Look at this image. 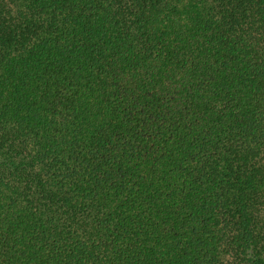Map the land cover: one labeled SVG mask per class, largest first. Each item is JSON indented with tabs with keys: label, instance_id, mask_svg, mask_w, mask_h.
Wrapping results in <instances>:
<instances>
[{
	"label": "trees",
	"instance_id": "16d2710c",
	"mask_svg": "<svg viewBox=\"0 0 264 264\" xmlns=\"http://www.w3.org/2000/svg\"><path fill=\"white\" fill-rule=\"evenodd\" d=\"M0 264H264V0H0Z\"/></svg>",
	"mask_w": 264,
	"mask_h": 264
}]
</instances>
